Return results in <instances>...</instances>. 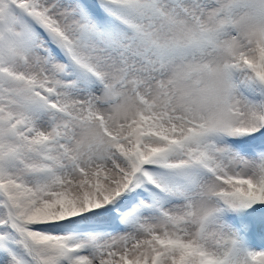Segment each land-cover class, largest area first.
<instances>
[{
  "label": "snow or ice",
  "instance_id": "snow-or-ice-1",
  "mask_svg": "<svg viewBox=\"0 0 264 264\" xmlns=\"http://www.w3.org/2000/svg\"><path fill=\"white\" fill-rule=\"evenodd\" d=\"M0 264H264V0H0Z\"/></svg>",
  "mask_w": 264,
  "mask_h": 264
}]
</instances>
